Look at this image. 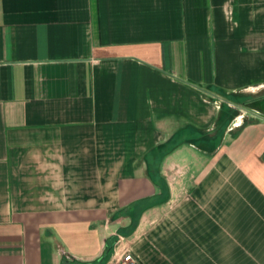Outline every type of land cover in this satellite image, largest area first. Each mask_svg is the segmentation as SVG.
Wrapping results in <instances>:
<instances>
[{
  "label": "crops",
  "instance_id": "crops-1",
  "mask_svg": "<svg viewBox=\"0 0 264 264\" xmlns=\"http://www.w3.org/2000/svg\"><path fill=\"white\" fill-rule=\"evenodd\" d=\"M262 89L264 0H0V264H264Z\"/></svg>",
  "mask_w": 264,
  "mask_h": 264
},
{
  "label": "trees",
  "instance_id": "trees-1",
  "mask_svg": "<svg viewBox=\"0 0 264 264\" xmlns=\"http://www.w3.org/2000/svg\"><path fill=\"white\" fill-rule=\"evenodd\" d=\"M219 91V90H218ZM222 95H224L225 98H227L228 100L234 102V103H238L239 101L234 97V95L236 94H227L224 91H219ZM235 115V111L232 110V108H230V106L227 103H222L220 105V112L218 114V117L216 119V125L219 128H225L226 125H228L233 116ZM171 145L173 146L174 143L176 141L171 140ZM163 146L167 147L168 145H162L158 148H155V154L159 157L161 156L165 151L163 150ZM149 176L150 178L161 187V192L160 195L155 197L154 200H148V199H142V200H138L133 202L131 205H129L128 207L123 208L122 210H120L119 212H117L115 214V216L118 215H124V216H129L130 217V223L127 227L121 228L118 230V234L121 235H128L130 234L136 227L137 225V221H138V217L141 214V212L146 209L148 206L157 203V202H162L165 201L167 199V194H168V187L166 185V183L164 182V180H162V178H160L157 173L156 170H149ZM118 237L117 236H111L108 237L105 240V246H104V250L101 253V255L91 261H87V262H82V261H78V260H74L73 258H71L70 256H68L66 253L62 254V261L61 264H105L109 258L112 255L113 252V247L115 242L117 241Z\"/></svg>",
  "mask_w": 264,
  "mask_h": 264
},
{
  "label": "rangeland",
  "instance_id": "rangeland-1",
  "mask_svg": "<svg viewBox=\"0 0 264 264\" xmlns=\"http://www.w3.org/2000/svg\"><path fill=\"white\" fill-rule=\"evenodd\" d=\"M239 99L238 103L228 104L235 111L231 124L234 123L236 126V124H241L244 121L264 114V89L257 91L253 95H246Z\"/></svg>",
  "mask_w": 264,
  "mask_h": 264
},
{
  "label": "built area",
  "instance_id": "built-area-1",
  "mask_svg": "<svg viewBox=\"0 0 264 264\" xmlns=\"http://www.w3.org/2000/svg\"><path fill=\"white\" fill-rule=\"evenodd\" d=\"M122 264H139L137 258L129 251H125L121 256Z\"/></svg>",
  "mask_w": 264,
  "mask_h": 264
}]
</instances>
